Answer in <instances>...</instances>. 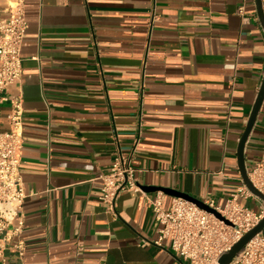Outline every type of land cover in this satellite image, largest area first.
<instances>
[{"label": "crops", "instance_id": "0c3cea01", "mask_svg": "<svg viewBox=\"0 0 264 264\" xmlns=\"http://www.w3.org/2000/svg\"><path fill=\"white\" fill-rule=\"evenodd\" d=\"M25 13L22 75L0 92V132L13 97L24 103L25 254L6 249L0 264H191L156 242L148 185L264 207L238 192V145L264 77L256 0H25ZM132 151L139 188L110 210L100 175ZM261 160L264 101L248 173Z\"/></svg>", "mask_w": 264, "mask_h": 264}, {"label": "built area", "instance_id": "2783aa9c", "mask_svg": "<svg viewBox=\"0 0 264 264\" xmlns=\"http://www.w3.org/2000/svg\"><path fill=\"white\" fill-rule=\"evenodd\" d=\"M264 10V0H262ZM10 17L0 20V92L11 87L22 75V48L28 23L25 0L9 3ZM245 5L239 7L244 15ZM156 17L155 8L152 20ZM233 68L236 64L232 63ZM9 129L0 132V255L6 249H16L22 260L25 241L22 237L27 196L21 171L24 144V103L21 95L13 97L8 115ZM131 153H118L110 169L101 174V199L107 208L115 210V199L121 190L139 188ZM253 184L264 193V160L256 162L249 172ZM245 197L254 196L247 186L239 189ZM165 193L161 190L149 198L150 207L158 221L156 242L170 241L171 249L191 264H219V258L264 216V207L257 212L236 202L237 193L223 207L215 206L229 222L217 217L197 203L175 196L169 207L164 206ZM207 203V202H206ZM23 264V263H20ZM230 264H264V234L257 233L247 242Z\"/></svg>", "mask_w": 264, "mask_h": 264}, {"label": "water", "instance_id": "95a60500", "mask_svg": "<svg viewBox=\"0 0 264 264\" xmlns=\"http://www.w3.org/2000/svg\"><path fill=\"white\" fill-rule=\"evenodd\" d=\"M257 5V11L259 15V19L264 27V10L262 6V0H256ZM264 101V77L263 81L260 87V90L258 92L257 98L255 100V103L252 108L251 115L249 117V120L247 122L246 128L242 134V137L240 139L239 145H238V165L242 174L243 181L245 185L248 187V189L255 194L256 196L260 197L264 200V193L260 191L251 181L248 173V169L245 164V146L247 139L252 131V128L257 120V116L259 114V111L261 109L262 103ZM148 191H155V190H163L167 194H172L175 196H181L186 199H189L195 203H197L200 207L213 212L217 217L225 220L226 222H229L228 219H226L225 216H223L216 208L210 206L205 201L189 194L186 192L178 191L176 189L167 188V187H159V186H152L148 185L144 187ZM264 230V216L261 219V221L250 231H248L240 240H238L228 251H226L218 260L219 264H230L233 260V258L240 252V250L244 247V245L249 242L257 233L263 232Z\"/></svg>", "mask_w": 264, "mask_h": 264}]
</instances>
